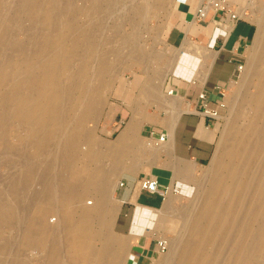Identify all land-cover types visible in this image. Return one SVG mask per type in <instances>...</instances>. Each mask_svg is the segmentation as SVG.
<instances>
[{"label":"bare ground","instance_id":"6f19581e","mask_svg":"<svg viewBox=\"0 0 264 264\" xmlns=\"http://www.w3.org/2000/svg\"><path fill=\"white\" fill-rule=\"evenodd\" d=\"M6 1L8 0L3 3L7 4ZM74 1H21L18 10L21 14L30 16V28L32 30H34V22L38 18L43 19L44 29L48 30L45 33L43 43L36 41V35L39 34L37 31L26 32L24 38L19 39L17 32L9 31L13 30V26H7L8 31L6 32H2L3 30L1 31L0 28V43H5L4 46L12 49L19 56L18 64L13 65L12 62L8 61L0 64V127L7 120L6 113L9 109L7 107L13 103L15 110L19 111L16 117L35 127L36 132L29 139L35 147L34 157H45L42 161V167L29 163L24 174L16 172L12 175V184H17V179L19 182L20 180L23 181L24 188L30 195V198H26L27 203L31 199H33L32 202L38 203L40 197H45L42 204L44 211H41L38 217L41 218V224L28 229L25 221L28 218L27 212L30 211V208L27 207L28 210H25V207L21 208L14 204L16 207L12 208L10 216L14 217L16 222L25 228L19 237L18 243L21 246H26L25 244L29 242L30 246H34L33 248L44 247L47 237L51 236L50 247L47 249L49 253L47 254L48 264H64L63 258L59 256L60 243H65L69 249V256L64 258H69L75 264L74 254L79 248L84 247L89 250L94 241L105 239V233L119 210L118 206L114 208V206H110L111 203L108 204L109 192L114 183L112 177L121 169L117 161L113 167L109 168L110 170L103 173L100 171L101 166L97 164V161L100 160L98 155L88 149L87 153L83 154L84 161L88 162V166L84 169V175L75 184L67 183L68 175L63 176L60 172H56L52 164L49 163L50 159L61 158L67 162V166H70L75 160L74 157H78L74 152L81 141L80 133L84 128V122L95 111L91 106L83 108L82 103L91 98L92 94L99 92L92 85V75L100 78L109 69L103 58L98 62L95 61L96 63H93L87 70L83 61L89 58L96 59L100 53L108 56V54L116 51L110 42L103 41L101 38L103 30L101 21L102 18L109 17L116 9V5L127 0H93L92 8H90V12H86V19L82 24L75 23L74 19L71 21V18H75L80 11L76 8ZM132 2L133 4L128 10L130 13L140 8L141 11L143 8L144 13L145 10L149 9V0L136 2L131 0ZM236 12L240 18L244 16V10L240 9ZM1 15L0 17H3ZM142 15L140 20L145 18ZM61 19L62 22L65 19V23H62ZM66 19H69V23ZM139 23L133 24L132 35L123 39L119 51L120 53L125 52L130 59H133L132 57L136 54L139 55V58L144 59L143 53L140 51L141 46L136 48L131 42L139 33ZM1 27L3 26L1 25ZM190 44L185 43L184 47L201 53L198 46H191ZM48 47L51 48L49 54L45 52ZM186 49H184L185 52ZM187 52L189 51L187 50ZM74 58L79 61L76 69L71 67V61ZM258 64L256 63L254 68L260 77L257 85H255L256 90L251 96L244 99L249 110L246 115L244 114V127L233 139V145L225 147L223 159L216 158L212 163L216 172L213 173V176L211 175L207 187L202 189L207 194L205 195L207 200L205 199L206 202H204L206 208L204 209L202 205L203 209L198 214L192 212L195 206L192 211L184 208L177 210L181 216V226L183 229L190 227L191 233L184 239L181 234L182 228L179 227V231L175 234L178 240L167 241L169 243H167L168 248H170V255H168L173 257L170 260H167V257L159 264H203L209 244L214 240H218L220 243L211 261L212 264H264V65ZM174 65V68L181 69L182 67L177 63ZM181 70L183 71V69ZM182 71L181 73H183ZM154 91L156 90L150 87L148 96H153ZM145 92L147 93V90ZM154 95L156 96V93ZM33 97H38L39 100L36 102ZM40 101L43 102L42 106ZM89 104L92 103L89 102ZM71 114L76 117L77 130L70 134H58L64 127L68 128L67 120L69 117L67 118V116ZM217 119L221 118L218 117ZM135 126L136 124L132 121L124 128L121 138H119V147H116L117 149L114 147L115 152L119 153L116 157L117 160L119 156L124 154L125 148L131 149L132 146L127 143L131 142L127 140L133 134L131 131H135ZM1 135L0 132V137H2ZM84 140L92 142L91 137ZM155 143L161 145V143ZM145 145L147 146L145 147ZM145 145H142L146 148L145 150L150 151L151 145ZM18 153L23 158L28 155L26 148L20 149ZM91 165L94 167L92 170L89 169ZM96 173H102V177L97 176ZM55 186L60 188V191L58 190L60 196H57L60 197L61 218H57L58 224L55 225V229H52L46 223L48 220L45 218L48 217L50 208L54 207V201L57 202L58 200L55 196L58 192L56 194L54 192ZM56 190L57 187H55ZM170 191L171 189H169V193ZM169 193L165 197L163 213H161L164 214L165 223L167 221L174 222L172 217H168V215L172 212L176 213L173 207L174 200ZM87 194L94 195L96 199L94 207H84L73 217L70 204L74 200L81 201ZM85 201L83 202L86 203ZM102 215L105 216V219L99 222L97 224L98 229H95L92 221ZM146 217L147 214L144 211L137 213L133 220L132 230L140 231ZM115 246H118V243ZM4 248L5 246H0V253ZM123 248L122 245H119L117 253V251L111 252L107 244L103 245L98 251L100 258L104 260L102 264H116L113 263L114 258L117 254H122L120 249ZM108 259L110 262L107 261ZM117 262L119 263V261Z\"/></svg>","mask_w":264,"mask_h":264},{"label":"rangeland","instance_id":"374dc122","mask_svg":"<svg viewBox=\"0 0 264 264\" xmlns=\"http://www.w3.org/2000/svg\"><path fill=\"white\" fill-rule=\"evenodd\" d=\"M4 1L5 0H0V15L2 13L1 16H3L0 17L1 31L3 30L2 32H6L8 31L7 26H13V30L9 31L17 32V37L19 39H23L25 33L32 30L30 28V16L23 13L21 14L18 10L21 1L25 2L26 0H8L10 2L8 3V1H6L7 4H4ZM92 1L93 0H75V6L78 11L80 10V15H76L77 19L76 17L71 18V21L74 19L73 21H75V23H84L87 13L90 12V8H92ZM136 1L138 0H135V2ZM174 1L175 0H149V9L145 10L144 13L143 8L142 11L140 8L137 11H133L134 13H130L128 10L133 2L131 3V0H127L116 5V9L113 10L114 13L112 12L108 18H102L101 23L103 25V30L101 38L103 41L110 42L113 49L116 51L108 54V56L107 54L105 55L100 53L97 55L98 57L96 59L89 58L88 60L83 61L87 70L93 63H96L103 58L108 64L109 69L107 67L108 70L105 71L103 76L100 78L94 74H90L93 76L92 85L94 89H96V91L98 89L99 92L98 94H92L91 98H88L86 102L82 103L83 108L91 106L95 109V111L84 122L85 125L83 130H80L82 132L80 133L81 141L74 152V154L78 157H74L75 160L72 161L73 163H71L70 166H67V162L61 158L50 159L49 161L56 172H60L63 176L68 175L66 182L71 184L77 183L84 175V169L88 166V162L84 161L83 154L87 153L88 149L98 155V159L100 160L97 161V164L101 166L100 171L103 173L110 170L109 168L113 167L115 165L114 163H116L115 161H117V164L120 165L121 169L112 177V179L114 178V183L109 192L110 196L108 197L111 200L110 202L108 199V204L111 203L110 206H114V208L115 206H118L115 193L117 182L121 178L131 175L139 177L140 181L144 177H151L153 169L165 165L164 158H162V156L167 153L168 148H163L165 147L163 144L160 145L155 143L157 131L154 125L158 123L160 114L164 110L161 104L164 107L169 108L173 107L172 104H174L172 101L173 97L170 92V90L172 91V86L169 83V78L173 70L174 59L176 58L174 56L175 51L162 43V40L164 41L166 31L172 24L171 19L173 17ZM199 1L202 2L205 0ZM229 3L231 10H244V16L242 18L255 25V37L244 55V67L241 74L234 80L224 94L226 114L222 115L220 117L221 119L217 121L215 149L209 164L191 171V178L177 180L174 188L170 191L171 194L169 193L174 200L173 207L176 213L172 212L168 215V217H172L175 223L169 221L165 223L164 214H161L163 213V208L161 210L151 212H147L146 209L143 210L144 213L147 214V217L145 218V222H143L142 227L145 223H147L148 228L152 232H158V234L155 235V239L157 240H178V238L176 239L175 234L179 231V227L182 228L181 234L184 239L191 233L190 227L183 229V226H181L182 220L177 210L184 208L185 210L192 211L195 206L192 212L194 214H198L203 207L204 209L206 208L204 202L207 200L205 196L207 194L203 192L202 189L207 187L213 173L216 172L214 164L212 163H214L216 158L220 160L223 159L225 147L233 145V139L244 127V117L249 112L246 104L244 103V99L247 96H251L255 92V85H257L260 78L257 72L254 71L255 64L259 63L260 65H264V0H245L243 5H239V3L234 1H230ZM16 14L17 16H15ZM141 14H143L145 18L140 20ZM66 20L67 23H69V19ZM62 23H65V19H63ZM134 23H139V36L137 35V37L133 38L131 42L136 48L141 46L140 51H142L144 59H142V57L139 58V55L137 54L132 57L133 59H130L125 52H119L123 39L132 35V29L135 25ZM1 25L3 27H1ZM33 26L34 30L32 31L39 32V34L36 35V41L38 43H43L46 36L45 33L48 32L47 29H44L43 19L38 18L37 21L34 22ZM5 27L6 29H4ZM17 37L16 39H18ZM4 45L6 44L3 42L2 44L0 43V64H3L6 61L12 62L13 65L16 63L18 64L19 56H17L15 51ZM184 49L186 48L183 47V50ZM187 50L191 52L193 49H186V52ZM45 52L49 54L51 52V48L48 47ZM193 54L200 55L201 53L193 52ZM141 59L142 61H140ZM180 60L181 57H177L175 61L180 63ZM77 63L79 64L78 59L74 58V60L71 61V67L76 69ZM150 87L156 90L154 91L156 96L154 95V92L153 96H148V89ZM146 90L147 93L145 92ZM172 95H175L174 92ZM34 100L37 102L39 99L36 97ZM40 102V105L42 106L43 102ZM89 102L92 104H89ZM9 105L10 106L7 107L9 109H7L6 113V116H8L6 117L7 120H5L4 124L0 127V132L2 133V137H0V246H5L4 250L0 253V262L3 260L1 264H21V262H23V264H48L49 258L47 254L49 253L47 249L50 247L51 236L47 237L44 247L33 248L34 246H30L29 242L25 244L26 246H21L18 243L20 240L19 237H21L25 228L21 227V225L16 222V219L10 216V212L13 207H25V210H28L26 209L27 207L30 208V211L27 212L28 218L25 221V225L28 226V229L41 224V218L38 217L40 216L41 211H44L42 204L45 197H40L38 203L32 202L33 199L27 203L26 198H30V195L24 188L25 185L23 181L20 180L19 182V179H17V184H12V175L16 172L24 174L25 168L29 163L42 167V161L45 157H34L35 147L30 143L29 139L30 136L35 134V127L18 119L16 115L19 111L15 110V105L13 103ZM68 117V128L64 127L66 130L64 131L63 129L61 130V133L58 134H70L77 130L78 127L75 125L76 117L73 114L68 115L67 118ZM132 121L136 124L135 131H131V133H133L132 136L134 137L131 136L129 140H127L131 142L127 143L132 147L131 149L125 148L124 154L119 156V159L117 160L116 157L119 153L115 151L117 149L116 147H119V138H121V134L127 124ZM151 133H153L154 136H151ZM87 137H91L92 142L84 140ZM143 144H148L149 146L151 145L150 151L145 150L147 145L144 147L142 146ZM166 147H168V145H166ZM22 148H26L28 152V155L24 158L21 157L20 153H18V151ZM173 165L178 167L182 166L177 163H173ZM93 168L94 167L92 165L89 166L90 170ZM209 171H211V174ZM96 174L97 176L102 177V173ZM55 187H57L56 191ZM55 187L54 192L55 194L58 192V194L55 195L58 200L56 198H54V200H57L58 204L54 201V207L50 208L47 215L48 217L45 218V220L49 221H46V223L52 229H55V225L57 226L58 224L57 218H61V209L59 207L60 197H58L60 196V188L58 186ZM84 200H86V203L83 202ZM79 201L74 200L69 206L74 214L73 217L76 216L78 211L84 207L93 208L96 199L93 194H87L80 202ZM90 203L92 204L90 205ZM103 219H105V216L102 215L92 221L95 229H98L97 224ZM113 220L110 223L108 231L105 233L104 240L94 241L89 250L84 247L77 250L76 254H74L76 260L75 264H102L104 260L103 258H100L98 251L105 244L108 245L111 252L117 251V253L119 251V249H117L119 245L124 247V250L120 249L122 254H117L113 263L117 264V261H119L120 264H135L133 260L130 259L132 252H130V245L127 239L115 234L113 229ZM117 243L118 246H115ZM219 243L220 242L218 240H214L211 244H209L203 264H212L211 261L215 256V251L217 250ZM68 250L69 249L65 243H60V258H63L64 264H73L69 258H64L67 257ZM168 254L170 255V248H168L165 253L158 254L153 259H146L144 261L140 260L137 264H159L161 261L166 260L167 257V260H170L173 257ZM107 261L110 262L109 259Z\"/></svg>","mask_w":264,"mask_h":264},{"label":"crops","instance_id":"0c3cea01","mask_svg":"<svg viewBox=\"0 0 264 264\" xmlns=\"http://www.w3.org/2000/svg\"><path fill=\"white\" fill-rule=\"evenodd\" d=\"M229 1L239 5L245 2ZM174 2L172 24L165 33L164 41L161 40L175 51L176 58L181 57L180 63L174 57L173 66L177 62L182 65L183 71L178 67L172 68L169 83L175 94L172 95L170 90L174 104L171 108L161 104L164 110L154 125L156 137H167L161 143L165 145L163 148H168L162 156L165 165L153 169L151 175L158 181L161 192L151 194L142 190L139 177L131 175L118 181L123 183V187H118V183L116 185L119 210L113 220V229L116 235L127 239L132 252L130 259L135 264L158 255L155 239L158 232H152L147 223L140 231H133L135 215L145 209L147 212L161 210L169 189L174 188L177 180L189 179L191 171L209 164L215 149L217 118L226 114L224 94L239 77L237 66L244 64L246 50L255 37V25L244 18H240L229 30L218 24L219 20H225L223 15L212 10L207 12L204 20L195 18L201 1ZM185 43L198 46L201 54L194 55L196 50L192 53L183 51ZM202 91L207 95L208 111L215 116L203 113L198 101ZM173 163L182 166H174ZM163 192L164 195H161Z\"/></svg>","mask_w":264,"mask_h":264},{"label":"built area","instance_id":"2783aa9c","mask_svg":"<svg viewBox=\"0 0 264 264\" xmlns=\"http://www.w3.org/2000/svg\"><path fill=\"white\" fill-rule=\"evenodd\" d=\"M230 1L229 0H206L202 1L199 6L196 8V18L198 20H204L206 17V14L209 10H212L213 12L220 13L223 15L225 20L222 19L218 21L219 26L225 28V29H231L240 19L237 12L235 10L230 9ZM227 21V22H226ZM244 64L237 66L238 74H241L243 70ZM199 105L201 106L203 113L211 116H215L214 114H210V112L207 109V95L204 91H202L198 96ZM151 136H154L153 133H151ZM167 139L166 135H160L159 137H156L155 140L158 143H162ZM140 188L148 193L155 194L160 193V185L156 179H153L151 177H144L139 181ZM118 187H123V183H118ZM164 195V192L163 194ZM156 246L158 249V254H163L168 250L167 241L160 239L157 240Z\"/></svg>","mask_w":264,"mask_h":264}]
</instances>
